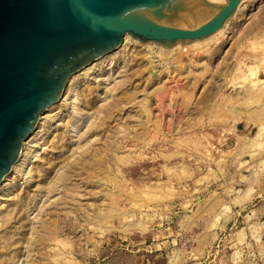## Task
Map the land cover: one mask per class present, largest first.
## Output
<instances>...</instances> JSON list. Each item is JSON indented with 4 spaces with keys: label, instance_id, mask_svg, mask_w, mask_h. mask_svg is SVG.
I'll list each match as a JSON object with an SVG mask.
<instances>
[{
    "label": "rangeland",
    "instance_id": "rangeland-1",
    "mask_svg": "<svg viewBox=\"0 0 264 264\" xmlns=\"http://www.w3.org/2000/svg\"><path fill=\"white\" fill-rule=\"evenodd\" d=\"M242 3L194 61L128 36L68 80L0 188V264H264V0Z\"/></svg>",
    "mask_w": 264,
    "mask_h": 264
},
{
    "label": "water",
    "instance_id": "water-1",
    "mask_svg": "<svg viewBox=\"0 0 264 264\" xmlns=\"http://www.w3.org/2000/svg\"><path fill=\"white\" fill-rule=\"evenodd\" d=\"M243 0H0V184L68 80L130 35L166 48L205 40Z\"/></svg>",
    "mask_w": 264,
    "mask_h": 264
},
{
    "label": "bare ground",
    "instance_id": "bare-ground-1",
    "mask_svg": "<svg viewBox=\"0 0 264 264\" xmlns=\"http://www.w3.org/2000/svg\"><path fill=\"white\" fill-rule=\"evenodd\" d=\"M212 1H214L215 3H217V4H221V5H223L224 3H225V0H212ZM241 4H243V3H241ZM240 4V5H241ZM239 9H241L240 8V6H239V8H238V10H237V12L239 11ZM236 14V13H235ZM246 15V14H245ZM235 21V20H234ZM231 22H232V20H231ZM230 23V22H229ZM231 24V23H230ZM233 24V23H232ZM258 24V23H257ZM229 24L227 23L222 29H220L217 33H215L214 35H212L211 37H209V38H207V39H205V40H202V41H206V40H211V39H213L214 37H217L218 35L220 36V34H222L225 30H226V27L228 26ZM254 25V24H253ZM252 25V26H253ZM256 25V24H255ZM229 27V26H228ZM231 28V27H230ZM253 29H254V26L252 27ZM263 28H264V26H263ZM255 29H256V27H255ZM259 30V29H258ZM257 30V31H258ZM260 31V30H259ZM250 32H251V30H250V28L248 29V31L247 32H245V34L246 35H250ZM261 32V31H260ZM256 33V32H255ZM244 34V33H243ZM244 34V35H245ZM257 34H258V32H257ZM224 35V34H223ZM245 35V36H246ZM128 36H130V35H127V36H125L124 37V40H126L127 38H128ZM251 36V35H250ZM258 35H256V37H257ZM263 37L264 38V34L262 35V33H261V35H259V37ZM244 37V36H243ZM243 37H241V39L243 38ZM247 37V36H246ZM249 37V36H248ZM253 37V36H252ZM255 37V36H254ZM128 40V39H127ZM219 40V39H218ZM258 40V39H257ZM137 41V40H136ZM202 41H200V42H202ZM127 42V41H126ZM138 42V41H137ZM136 42V43H137ZM211 42V41H210ZM221 44H223L224 42H221V40L219 41ZM263 42H264V40H263ZM123 43H124V41H123ZM122 43V44H123ZM140 43V42H139ZM199 42H194V43H192V44H182V43H180V44H178V45H176V46H174V47H171V48H166V47H164V46H161V45H157V44H155V43H147V44H143V43H141V46H143L145 49L146 48H149V49H151L150 50V55H149V57L151 58H154L153 56H154V54H156V53H158L159 55H160V53L161 52H164V51H166V52H170V53H172V54H175V55H177L178 54V57L177 58H174V59H176L177 61V63L178 62H181V60L180 59H178L179 57H182L183 59L184 58H187L189 61H194L195 60V58H196V54H195V52L194 51H190V50H188V48H190V47H192V46H194V45H196V44H198ZM126 45V44H125ZM140 45V44H139ZM261 45L263 46V49H261L262 51H264V43H261ZM122 46V45H121ZM120 46V47H121ZM215 46V45H214ZM219 46V45H218ZM120 47L118 48V49H120ZM209 47V46H208ZM221 48V47H220ZM219 48V49H220ZM258 48V47H257ZM117 49V50H118ZM154 49H155V51H154ZM218 49V48H217ZM117 50H115V51H113V52H111V53H108V54H106V55H104V56H102V57H100V58H98L97 60H95L94 62H92L90 65H88V66H86L85 68H83L82 70H81V72L82 71H84L85 69H87L88 70V68H92V66L94 65V63L95 62H97L98 60H100L101 59V61H102V59L103 58H107L108 56H110L112 53H114V52H116ZM213 50V49H212ZM132 51V50H131ZM173 52H175V53H173ZM207 52H208V50H207ZM216 52H218V51H216ZM259 52V51H258ZM114 55H116V54H114ZM112 56V55H111ZM173 56V55H172ZM264 56V55H263ZM114 58V57H113ZM264 58V57H263ZM263 60V59H262ZM264 61V60H263ZM175 63V62H174ZM155 64V63H154ZM153 64V62L151 63V65H154ZM179 64V63H178ZM177 64V67L179 66ZM174 65V64H173ZM176 66V65H175ZM180 66H182V65H180ZM90 70V69H89ZM174 70V69H173ZM85 72H87L86 70H85ZM161 73V72H160ZM160 73L159 74H157V77L160 75ZM77 74V73H76ZM85 74V73H84ZM161 76V75H160ZM72 77V76H71ZM70 77V78H71ZM74 77H76V76H74ZM78 77V76H77ZM69 78V79H70ZM158 89V88H157ZM64 96H62V98H63ZM67 97H68V95H67ZM61 100V99H60ZM64 101H65V99H64ZM46 119H48V117H47V115H46ZM43 120V119H42ZM44 124V123H43ZM42 130V129H41ZM35 131H37V130H35ZM38 132V131H37ZM31 137V136H30ZM31 140H32V138H31ZM28 144V143H27ZM22 154V153H21ZM21 157V156H20ZM16 165V164H15ZM14 167V166H13ZM14 169H17L16 168V166H15V168ZM14 172V171H13ZM12 172V173H13ZM10 176V175H9ZM6 180V179H5ZM5 180H3V182L0 184V188H2V187H4L5 186V184H4V182H6ZM12 182V181H11ZM14 183V182H13ZM6 184H8V183H6ZM113 203V202H112ZM111 203V204H112ZM110 206V205H109ZM102 210V209H101ZM107 211H110L108 208H107V210L105 211V212H107ZM93 213H95V212H93ZM101 213V212H100ZM100 213H98V215H100ZM102 214V213H101ZM105 214V213H104ZM95 215V214H94ZM107 215H109V212L107 213ZM90 216V215H89ZM93 216V215H92ZM97 216V215H96ZM101 216V215H100ZM110 216V215H109ZM102 217V216H101ZM104 217H102V219H103ZM106 218V217H105ZM108 218V217H107ZM95 219H97V218H94V220ZM90 220V219H89ZM93 222V221H92Z\"/></svg>",
    "mask_w": 264,
    "mask_h": 264
}]
</instances>
